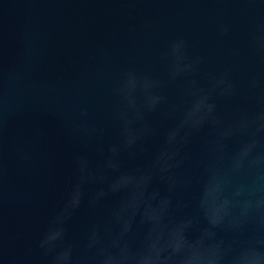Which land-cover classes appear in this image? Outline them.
Listing matches in <instances>:
<instances>
[{"label":"clouds","instance_id":"9594fccd","mask_svg":"<svg viewBox=\"0 0 264 264\" xmlns=\"http://www.w3.org/2000/svg\"><path fill=\"white\" fill-rule=\"evenodd\" d=\"M217 31L227 37L231 27ZM248 46L264 65V19ZM187 49L183 38L169 42L163 76L122 73L108 125H89L80 109L65 196L37 244L46 264H264V74L241 83L231 68L204 73L205 57ZM35 54L26 32L18 62ZM17 78L0 35V181L5 130L22 111L6 105L3 85ZM82 209L94 219L76 237Z\"/></svg>","mask_w":264,"mask_h":264},{"label":"water","instance_id":"95a60500","mask_svg":"<svg viewBox=\"0 0 264 264\" xmlns=\"http://www.w3.org/2000/svg\"><path fill=\"white\" fill-rule=\"evenodd\" d=\"M261 19L264 0H0L5 65L18 66V78L4 81V100L22 109L4 134L0 264H46L37 244L65 196L71 155L80 146L71 129L81 108L89 112V125H108L116 103L112 88L122 73L163 76L162 57L178 38L187 41L190 56L205 57L204 73L231 68L241 83L249 73L264 74L248 46ZM220 23L230 25L227 37L218 33ZM26 32L36 54L18 62ZM23 151L30 160L21 159ZM113 203L106 201L105 208ZM215 210L209 194L208 211ZM93 219L82 209L74 236Z\"/></svg>","mask_w":264,"mask_h":264}]
</instances>
